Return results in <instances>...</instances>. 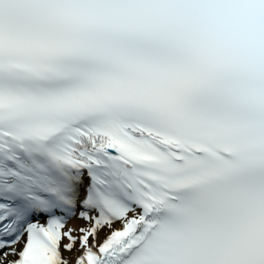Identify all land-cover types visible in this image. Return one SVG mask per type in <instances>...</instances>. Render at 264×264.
<instances>
[{"label":"snow or ice","instance_id":"obj_1","mask_svg":"<svg viewBox=\"0 0 264 264\" xmlns=\"http://www.w3.org/2000/svg\"><path fill=\"white\" fill-rule=\"evenodd\" d=\"M0 264H264V0H0Z\"/></svg>","mask_w":264,"mask_h":264},{"label":"bare ground","instance_id":"obj_2","mask_svg":"<svg viewBox=\"0 0 264 264\" xmlns=\"http://www.w3.org/2000/svg\"><path fill=\"white\" fill-rule=\"evenodd\" d=\"M77 223H79L78 221H75V220H73V221H71L70 222V226L72 225V224H77Z\"/></svg>","mask_w":264,"mask_h":264}]
</instances>
